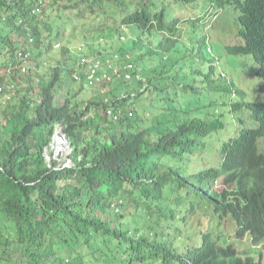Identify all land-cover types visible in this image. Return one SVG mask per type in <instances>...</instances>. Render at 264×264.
<instances>
[{"label":"trees","instance_id":"1","mask_svg":"<svg viewBox=\"0 0 264 264\" xmlns=\"http://www.w3.org/2000/svg\"><path fill=\"white\" fill-rule=\"evenodd\" d=\"M199 8L231 18L241 44L225 51L264 81V0H0V264H263L264 102L221 103L227 85L205 95L181 73ZM88 20L125 37L119 71L93 57L109 79L90 85L65 61L7 113L8 77L68 56ZM57 127L70 166L47 161Z\"/></svg>","mask_w":264,"mask_h":264},{"label":"rangeland","instance_id":"2","mask_svg":"<svg viewBox=\"0 0 264 264\" xmlns=\"http://www.w3.org/2000/svg\"><path fill=\"white\" fill-rule=\"evenodd\" d=\"M203 12L204 10L202 8L193 11L194 17H202L204 19L203 24L205 25V29L200 30L202 34H199V32L196 34L189 32L186 36V39L190 40L192 47L189 52L183 50L182 54H184L185 57L181 60V73L185 75L188 83L194 89L200 88L205 95L208 92L214 93L212 90L208 91L209 87H220L219 89H223V87L227 85L230 88V91L227 94H224L221 90L216 93V95L220 97L221 103H229L233 99L236 101L244 100L246 102H264V81L259 79L256 74L258 70L257 63L251 56L234 57L225 51L226 46H236L241 44V39L237 32L238 29L233 25L231 18L223 17V13H220L219 11L218 15H211L209 13V15L206 14L204 16ZM185 13L186 12L183 11V14ZM94 22L96 23H91V20L84 22V26L81 27V29L84 30V38L82 35H76L70 39L68 56L62 54L61 47H55L53 53L41 60L39 59L35 62L30 60L28 62V67H26V71H24L25 73H19V71H17L16 77H8L5 83V88L9 93L6 92L2 101V106L4 105L6 107L5 111L7 110V113L14 110L13 107H15L18 102L17 97L25 93V88L28 84H32L35 92H38L35 84H37L39 80L45 79L52 67L64 63L65 61L75 65L76 61H78L79 54H85L90 58H99V61L102 63L103 69L101 71L103 73H106L105 69H107V67L104 64L107 62H111V66L119 71L118 67L120 66L118 63L116 64L118 59H116L115 56L118 55L117 50L123 45L122 42L125 40V37L107 36V34L99 33L96 30L101 20L99 23L98 21ZM108 23L111 24L112 22L109 20ZM101 34L102 37H100ZM197 35L202 39L203 37H206L207 39L206 43L204 41L200 43L199 56L196 54L198 47L196 41ZM154 38L157 39L155 36ZM186 39L182 38V42L186 43ZM80 46H82V52H78L77 50ZM112 57L115 59H112ZM180 57L179 54H176L173 58L180 63ZM126 60L127 63L125 66H131L132 69L133 64L131 63V58ZM37 62H39L40 65H37ZM179 63L176 65L177 69ZM30 68L33 69L32 72L29 71ZM73 85H75V91L77 89V84L75 83ZM65 87L67 88L66 85ZM97 87L93 88L91 86H86L81 96L83 98H90L91 94L98 92ZM62 93L65 94L66 90H63ZM7 101L9 103H7ZM55 102L57 104H63V98L56 95ZM218 111L221 112L223 109L220 108ZM228 123L230 125L231 121L228 120ZM232 125L234 124L232 123ZM251 125L250 120L247 119L246 126L249 127ZM235 126L236 130L242 128L239 123ZM56 133L62 137L65 143V149L61 153L55 154L57 156L53 159V150L51 149L50 144L45 153L47 161L54 160L59 166H70L68 158L71 153L70 143L68 142L67 137L63 134L61 127L56 128ZM222 138L223 136L220 135L219 139ZM257 248L261 251L264 264V247Z\"/></svg>","mask_w":264,"mask_h":264},{"label":"built area","instance_id":"3","mask_svg":"<svg viewBox=\"0 0 264 264\" xmlns=\"http://www.w3.org/2000/svg\"><path fill=\"white\" fill-rule=\"evenodd\" d=\"M78 52H82V46L78 47ZM27 57V55L25 56ZM78 66H87L88 70L86 72V80L90 85L102 83L104 79L108 80V76L104 75L102 78L98 75V69L101 63L95 58H88L84 54H79L78 58ZM130 66H128L129 68ZM22 71L24 72L25 69L23 68ZM114 73H116L114 71ZM73 78L75 81H79L80 77L77 72L73 74ZM128 78V75L125 76Z\"/></svg>","mask_w":264,"mask_h":264},{"label":"bare ground","instance_id":"4","mask_svg":"<svg viewBox=\"0 0 264 264\" xmlns=\"http://www.w3.org/2000/svg\"><path fill=\"white\" fill-rule=\"evenodd\" d=\"M64 144L65 143L62 137L58 133H56L51 142V149L53 150V154L55 155L61 153L65 149Z\"/></svg>","mask_w":264,"mask_h":264},{"label":"water","instance_id":"5","mask_svg":"<svg viewBox=\"0 0 264 264\" xmlns=\"http://www.w3.org/2000/svg\"><path fill=\"white\" fill-rule=\"evenodd\" d=\"M68 142H69V140H68ZM54 157H55V155L53 154V155H52V158L54 159ZM50 167H51V166H50Z\"/></svg>","mask_w":264,"mask_h":264},{"label":"clouds","instance_id":"6","mask_svg":"<svg viewBox=\"0 0 264 264\" xmlns=\"http://www.w3.org/2000/svg\"><path fill=\"white\" fill-rule=\"evenodd\" d=\"M85 55V54H84ZM78 62V61H77Z\"/></svg>","mask_w":264,"mask_h":264}]
</instances>
